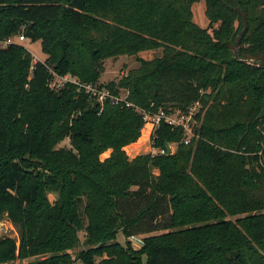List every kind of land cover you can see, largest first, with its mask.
<instances>
[{
	"label": "trees",
	"instance_id": "trees-1",
	"mask_svg": "<svg viewBox=\"0 0 264 264\" xmlns=\"http://www.w3.org/2000/svg\"><path fill=\"white\" fill-rule=\"evenodd\" d=\"M199 1L0 0V41L24 34L45 56L0 49V222L19 231L18 243L0 237V264H264V66L231 52L238 7L240 57L264 63V0H203L205 28ZM144 51L160 54L104 85L134 107L48 87L50 70L100 84L106 59ZM197 101V137L184 144L162 121L151 147L175 151L128 157L144 126L136 108ZM159 231L138 250L129 241Z\"/></svg>",
	"mask_w": 264,
	"mask_h": 264
},
{
	"label": "rangeland",
	"instance_id": "rangeland-1",
	"mask_svg": "<svg viewBox=\"0 0 264 264\" xmlns=\"http://www.w3.org/2000/svg\"><path fill=\"white\" fill-rule=\"evenodd\" d=\"M192 13H193V21L201 28H205L208 25V20L205 15V2L203 0L195 3L192 7ZM22 45L26 48V50L30 53L33 62L36 61H43L44 60V54L41 50V42L35 41L32 42L30 40H26L22 42ZM160 54V51H144L140 52L137 55L133 56H119L116 58H110L106 59L104 61V72L101 75L99 79L100 84H108L109 82H118L123 76H125L130 70L136 69L139 66V58H143L145 60L151 59L155 56H158ZM69 76V75H64ZM69 78H73L69 76ZM147 124H144L143 129L141 131L140 138L133 144L128 145L125 148V152L128 155L129 158H132L134 156L140 155V154H159L156 153V151L151 147L150 142V128ZM149 131V132H148ZM61 145H64L65 147L68 146L67 142L62 143ZM171 149V153H173L176 149V145L171 144L169 145ZM109 151L105 152L101 155V159L106 158L109 155ZM153 173L157 174V170L153 169ZM52 198V197H51ZM237 217L231 218L232 221H234ZM162 232H155L152 234H149L148 236H137L138 239L142 242L137 245L135 241H130L132 247L134 249H140L143 244V239L145 237H151L161 234ZM80 239L83 241L84 235L80 233ZM0 237H7L10 239L15 240L16 243H18L19 240V231L16 225H14L11 221H9L7 218L2 219L0 222ZM125 238L121 235H117V241L124 245ZM143 244V245H141ZM140 246V248H138ZM87 248V247H86ZM83 245L79 246L78 248L74 249L72 251V256H75L79 251L86 249ZM42 258H31L27 259L24 262H33L36 260H41ZM8 264H19L18 260H15L13 262H10Z\"/></svg>",
	"mask_w": 264,
	"mask_h": 264
},
{
	"label": "built area",
	"instance_id": "built-area-1",
	"mask_svg": "<svg viewBox=\"0 0 264 264\" xmlns=\"http://www.w3.org/2000/svg\"><path fill=\"white\" fill-rule=\"evenodd\" d=\"M27 38L24 34L17 36H11L3 41H0V49L9 45L22 43ZM50 79L48 81V87L51 90L58 91L66 83H72L77 86V90H83L90 98H94L96 102L102 107L104 103L110 105H119L124 107H134V105L128 101L129 91L126 89L110 90V88L100 84H81L75 78H69V76H60L50 70ZM142 115L144 124L150 126L149 136L151 137L153 132L159 127L163 121L172 128H180L183 130L184 144H188L191 138L197 137L194 130L198 126L199 122L197 115L201 110L200 102H194L184 110H172L165 112L159 110L155 114L148 113L142 109L136 108ZM154 149V148H153ZM156 153L164 154L165 149H154ZM76 264V263H75Z\"/></svg>",
	"mask_w": 264,
	"mask_h": 264
},
{
	"label": "water",
	"instance_id": "water-1",
	"mask_svg": "<svg viewBox=\"0 0 264 264\" xmlns=\"http://www.w3.org/2000/svg\"><path fill=\"white\" fill-rule=\"evenodd\" d=\"M235 10L239 13V15L241 16V21H242V29L241 31L238 33V35L236 36L235 38V41H234V44L231 48V52H232V55H233V58L236 59L238 62H241V63H245V64H248V65H251V66H254V67H263L264 66V63L262 61H259V60H244L240 57V42H241V39L243 37V35L245 34L246 30H247V27H248V22H247V17H246V14L240 10L238 7H235ZM264 117V99L262 100L261 102V110L257 116V119H262ZM165 151L167 153H171V149H170V146L168 143H165Z\"/></svg>",
	"mask_w": 264,
	"mask_h": 264
},
{
	"label": "crops",
	"instance_id": "crops-1",
	"mask_svg": "<svg viewBox=\"0 0 264 264\" xmlns=\"http://www.w3.org/2000/svg\"><path fill=\"white\" fill-rule=\"evenodd\" d=\"M135 157V156H134ZM133 158V157H132ZM129 241H135V243L137 244V245H139V243L141 242L139 239H138V237L137 236H134V237H131V238H129ZM142 243V242H141ZM141 245H143V244H141ZM138 248H140V246H138Z\"/></svg>",
	"mask_w": 264,
	"mask_h": 264
},
{
	"label": "bare ground",
	"instance_id": "bare-ground-1",
	"mask_svg": "<svg viewBox=\"0 0 264 264\" xmlns=\"http://www.w3.org/2000/svg\"><path fill=\"white\" fill-rule=\"evenodd\" d=\"M149 126V125H148ZM148 128H150V126L148 127ZM149 132V131H148Z\"/></svg>",
	"mask_w": 264,
	"mask_h": 264
}]
</instances>
